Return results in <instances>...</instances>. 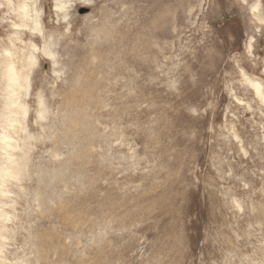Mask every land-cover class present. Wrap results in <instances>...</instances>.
Here are the masks:
<instances>
[{
	"label": "rangeland",
	"instance_id": "rangeland-1",
	"mask_svg": "<svg viewBox=\"0 0 264 264\" xmlns=\"http://www.w3.org/2000/svg\"><path fill=\"white\" fill-rule=\"evenodd\" d=\"M16 1L0 264H264V0H23L44 37Z\"/></svg>",
	"mask_w": 264,
	"mask_h": 264
},
{
	"label": "bare ground",
	"instance_id": "bare-ground-1",
	"mask_svg": "<svg viewBox=\"0 0 264 264\" xmlns=\"http://www.w3.org/2000/svg\"><path fill=\"white\" fill-rule=\"evenodd\" d=\"M16 1V0H15ZM27 2V0H24V2ZM17 2V1H16ZM23 0L17 4V15H18V20H19V26H23L25 21L28 20V18H32V28L31 29H34L35 30V34L36 35H41L43 36L42 34V30L40 31V29L37 28V24L38 22L36 21V17H34L35 14H30L33 15V16H30V17H27L28 16V8L29 6H27L26 3H24ZM34 2V1H33ZM53 2V1H52ZM84 2V1H83ZM248 2V1H247ZM60 3V2H58ZM34 5V4H33ZM56 6H59V7H55V11H59V12H64L63 10V7L62 5H58L56 4ZM32 7V6H30ZM29 7V8H30ZM34 7V6H33ZM32 7V8H33ZM31 8V9H32ZM30 9V10H31ZM249 9V8H248ZM250 9H251V14L253 15V17L255 18L254 20L257 21V22H261L260 24H264V8L260 5L259 2H254L251 4L250 6ZM32 10H35V8H33ZM31 10V11H32ZM58 12V13H59ZM55 13V12H54ZM57 15V14H56ZM58 16V15H57ZM27 17V18H26ZM56 19V17H55ZM29 21V20H28ZM30 22V21H29ZM18 24V23H17ZM257 24V23H256ZM60 25V24H59ZM16 26V25H15ZM18 26V29L20 28H24L23 27H19ZM27 26V25H26ZM28 27V26H27ZM30 29V31H31ZM59 29V28H58ZM68 29V28H67ZM65 29V30H67ZM29 31V30H28ZM19 32V31H18ZM18 32H16V34H19ZM31 33V32H30ZM34 34V35H35ZM40 37V36H39ZM44 37V36H43ZM43 39V46H44V49L42 50L43 54H45L47 57H50V53L49 52L50 50L48 49V47L50 45H53L52 42H50V39H48L49 41H47L45 38H42ZM65 39V38H64ZM42 46V45H41ZM3 53V52H2ZM9 53V52H8ZM19 53V52H17ZM5 56V57H4ZM15 56V54H14ZM14 56L12 57V60L14 58ZM51 60V59H50ZM21 61V65L22 67L24 68L23 70H19V67L17 65H14L11 61V55L9 56L8 55H4L3 53V58L2 60L0 61V64H1V67H0V80H1V90H3L2 94H3V98H4V102H3V111L4 113L2 114V118H4V120L6 122H9L12 126H13V123L17 121V119L15 118V113L19 111V109H14V107H12V105L14 104L15 102V99H14V96L16 97L17 94L18 96L22 93L23 95L26 94L28 92V74L31 72L32 69H34V65H35V61L34 59L32 58V56L28 55L27 57V53L24 54V53H19V61L18 63ZM14 62H16L14 60ZM17 63V62H16ZM26 69V70H25ZM24 70H25V73H24ZM3 85V87H2ZM251 86L253 87V89L255 90L256 94H260V87L257 83H251ZM20 90H24L22 92H20ZM20 92V93H19ZM14 106V105H13ZM26 114V111H22L20 113V115L22 116L21 118H23ZM11 116H13V118H11ZM4 136H2L3 138ZM10 146V142H9V137H6V143H5V148ZM10 157V155H8ZM6 157V156H5ZM2 159V158H1ZM4 159V158H3ZM8 161V160H6ZM11 161V159H10ZM8 161L10 164V166L14 169V170H11L10 168L8 167H3V166H0V174L2 176H11L12 173H15L18 169L17 167L15 166V163H13L12 161L10 162ZM20 163V162H19ZM17 164V163H16ZM18 166H20V164H18ZM21 168V166H20ZM18 172H16L17 174ZM4 214L0 212V218L3 217ZM3 223V222H2ZM1 245V244H0ZM3 245H1L2 247ZM1 252V251H0ZM2 253V252H1Z\"/></svg>",
	"mask_w": 264,
	"mask_h": 264
},
{
	"label": "water",
	"instance_id": "water-1",
	"mask_svg": "<svg viewBox=\"0 0 264 264\" xmlns=\"http://www.w3.org/2000/svg\"><path fill=\"white\" fill-rule=\"evenodd\" d=\"M87 12V10H85V9H80L79 10V14H84V13H86Z\"/></svg>",
	"mask_w": 264,
	"mask_h": 264
}]
</instances>
